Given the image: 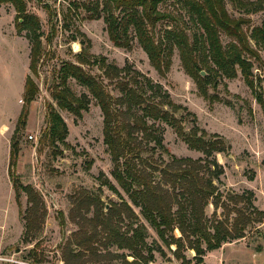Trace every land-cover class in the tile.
I'll return each mask as SVG.
<instances>
[{
    "label": "rangeland",
    "instance_id": "374dc122",
    "mask_svg": "<svg viewBox=\"0 0 264 264\" xmlns=\"http://www.w3.org/2000/svg\"><path fill=\"white\" fill-rule=\"evenodd\" d=\"M94 1L25 0L26 13L36 17L40 27L42 49L35 75L28 69L30 44L25 37L26 31L17 32L21 19L17 18L11 5L0 6V264H30L31 260L26 256L36 244L44 256L43 264H120L114 258L116 254H123L127 261H132L128 251L103 246L102 226L105 223L120 232L143 224L147 229L146 242L160 246V251L155 247V259L149 264H264V227L251 220L243 238L222 243L220 248L206 252L201 263L197 262L195 252L188 248L180 251L185 259H177L174 255L176 246L166 247L161 243L139 208L130 203L111 177L112 164L103 144L102 115L96 102L91 100L88 111L79 119L56 106L50 94L60 81L59 69L64 63H76L75 56L81 51L80 42L84 39L79 34H83L90 41L89 54L103 57L107 64L117 68L131 65L161 84L175 105L185 107L195 115L200 130L217 134L222 139L227 150L216 155L224 171L220 183L216 184L222 196L217 206L210 199L204 208L208 226L218 220L231 228L239 210L242 211L239 218H254L249 208L234 202L236 199H230L227 194L240 196L250 190L254 195L253 205L264 212V112L241 76L238 74L233 80H225L226 86L221 82L217 87L208 85V97H216L219 101L204 100L197 85L184 73L176 49L169 72L160 77L136 42L130 50L115 48L108 39L102 19L86 20L82 9L76 11L73 8V4ZM225 1L229 14L238 17L229 1ZM159 9L170 18L157 24L155 37L162 36L167 27L183 29L188 35L194 31L179 3L167 0ZM63 15H66L65 19ZM245 17L250 19L251 26H259L263 14ZM71 36H76V41H72ZM221 40L223 44L230 41L223 35ZM259 53L263 64H255L253 74L255 85L264 91V50ZM83 68L96 76L112 96L118 94L97 66ZM27 75L33 79L38 93L26 108L20 94ZM67 85L77 96L85 92L72 79ZM226 102L232 108L225 105ZM50 106L57 110L68 128L67 146L57 143V149L43 138ZM22 107L27 109L28 116L25 128L16 135L19 151L13 170L18 182L29 185L36 194L33 205L28 203L27 195L22 191L16 202L8 176L10 140ZM182 115L179 111L174 117L179 121ZM190 120L185 117V122L180 123L184 132L191 128ZM1 125L6 127L1 129ZM160 126L164 129L163 143L172 155L193 160L203 157L201 153L189 150L170 127ZM106 180L119 194L108 189ZM123 202L130 206L133 215ZM25 225L28 226L27 234H24ZM91 232L98 234L99 240L93 250L76 245ZM172 234L176 239L181 237L178 229Z\"/></svg>",
    "mask_w": 264,
    "mask_h": 264
},
{
    "label": "trees",
    "instance_id": "16d2710c",
    "mask_svg": "<svg viewBox=\"0 0 264 264\" xmlns=\"http://www.w3.org/2000/svg\"><path fill=\"white\" fill-rule=\"evenodd\" d=\"M166 1L96 0L87 4H73V8L76 11L82 9L86 20L102 19L108 39L115 48L130 50L136 42L160 77H165L169 72L176 49L184 73L197 85L203 99L210 103L219 100L209 98L206 87L210 84L217 87L220 82L226 86L225 80H233L239 74L264 112V91L255 85L253 74L255 64H263L259 52L264 50V0H228L238 17L229 14L225 0H174L184 10L194 31L188 35L183 29L167 27L162 36L155 37L157 24L170 18L159 9ZM7 4L14 8L17 18L21 19L17 32L26 31L25 37L30 44L28 69L35 75L36 62L42 49L39 21L26 13L25 0H0V6ZM259 13L263 14L260 25L251 26L250 19L245 16ZM65 18L66 15H63ZM222 35L230 40L227 44L222 43ZM79 36L84 39L80 42L81 51L75 56L76 63H64L60 67V81L52 88L50 96L58 109L78 119L88 111L91 100L96 102L102 115L103 144L112 164L110 175L130 203L139 208L161 243L166 247L174 244L177 259H185L180 254L183 248L193 250L197 262L201 263L206 252L220 248L222 243L243 238L250 220L262 223L264 227V212L253 205L254 195L250 190L240 196L227 195L230 199H236L234 202L249 208L253 219L248 216L239 218L242 215L239 210L231 228L218 220L207 225L209 221L204 215V208L210 199L217 206L222 196L216 186L224 173L216 155L227 150L222 139L217 134L200 130L195 115L185 107L175 105L161 84L153 82L131 65L117 68L107 64L105 58L89 54L90 41L83 34ZM71 40L76 41V36H71ZM84 66H97L103 76L113 83V91L118 94L112 96L107 92L96 76L84 70ZM202 71L204 76L200 74ZM69 79L84 88L85 92L75 95L67 85ZM37 93L38 88L28 75L22 96L26 108ZM225 105L232 108L229 102ZM26 108L22 107L10 140L8 176L16 202H19L22 191L27 195L28 203L33 205L36 194L29 185L23 186L18 182L13 170L19 151L16 135L26 126ZM179 111L183 115L178 121L174 114ZM185 117L191 118L188 132H184L180 125L185 122ZM160 124L170 127L189 150L199 152L203 157L193 160L172 155L163 143L164 129ZM67 134L66 123L50 106L43 138L56 148L57 143L67 146ZM105 185L114 194H119L108 180ZM123 205L133 215L130 206L125 202ZM27 229L25 225L24 234H27ZM174 229L180 232L179 239L174 238ZM102 232L104 247L115 246L118 250L128 251L133 258L129 262L123 254L114 255L120 264H149L155 259V247L160 251V246L146 242L147 229L143 224L120 232L105 223ZM97 237L98 234L91 232L76 245L93 250L94 244L99 242ZM37 248L38 244L26 256L31 260L30 264L45 262Z\"/></svg>",
    "mask_w": 264,
    "mask_h": 264
},
{
    "label": "crops",
    "instance_id": "0c3cea01",
    "mask_svg": "<svg viewBox=\"0 0 264 264\" xmlns=\"http://www.w3.org/2000/svg\"><path fill=\"white\" fill-rule=\"evenodd\" d=\"M25 74H26V72H25ZM28 76V75H27ZM27 76H25V79H26V77ZM24 84H25V81H24ZM23 92H24V85H23V89H22V91H21V94H20V96H23ZM6 126L5 125H1V129H3V128H5ZM0 133H2V132H0ZM10 150V149H9ZM9 163V162H8Z\"/></svg>",
    "mask_w": 264,
    "mask_h": 264
},
{
    "label": "water",
    "instance_id": "95a60500",
    "mask_svg": "<svg viewBox=\"0 0 264 264\" xmlns=\"http://www.w3.org/2000/svg\"><path fill=\"white\" fill-rule=\"evenodd\" d=\"M200 74H201V76H204L205 75V73L203 71Z\"/></svg>",
    "mask_w": 264,
    "mask_h": 264
}]
</instances>
